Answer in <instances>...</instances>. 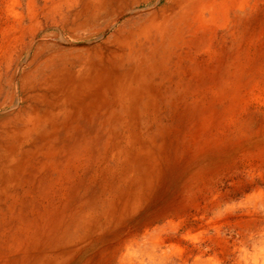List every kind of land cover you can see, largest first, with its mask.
Masks as SVG:
<instances>
[{
	"label": "bare ground",
	"instance_id": "bare-ground-1",
	"mask_svg": "<svg viewBox=\"0 0 264 264\" xmlns=\"http://www.w3.org/2000/svg\"><path fill=\"white\" fill-rule=\"evenodd\" d=\"M0 264H264V0H0Z\"/></svg>",
	"mask_w": 264,
	"mask_h": 264
}]
</instances>
